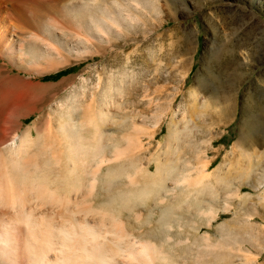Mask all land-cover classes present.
Returning a JSON list of instances; mask_svg holds the SVG:
<instances>
[{
    "label": "rangeland",
    "instance_id": "obj_1",
    "mask_svg": "<svg viewBox=\"0 0 264 264\" xmlns=\"http://www.w3.org/2000/svg\"><path fill=\"white\" fill-rule=\"evenodd\" d=\"M72 1L42 11L41 22L48 27ZM119 2V27L95 30L93 42L70 38L62 58L36 65L0 57L1 78L35 84L27 98L0 99V150L31 128L17 158L64 188L67 141L73 132L95 146L98 115L108 137L85 195L114 212L103 223L124 227L137 254L140 241L154 242L144 252L149 260L134 264H155L157 245L169 253L167 264H264V0ZM203 169L211 184H200ZM15 227L13 264H35L25 227ZM127 249L125 260H135Z\"/></svg>",
    "mask_w": 264,
    "mask_h": 264
},
{
    "label": "bare ground",
    "instance_id": "obj_2",
    "mask_svg": "<svg viewBox=\"0 0 264 264\" xmlns=\"http://www.w3.org/2000/svg\"><path fill=\"white\" fill-rule=\"evenodd\" d=\"M62 1L0 0L1 59L6 60V58H12L17 54L19 57L30 59L36 65L45 60H57L56 58L64 57V49L69 48V43H71L70 38L75 39L77 44L84 43L83 39L93 42L94 37L97 36L95 30L98 31V34L99 32L110 33L114 31L113 24L117 26L121 24L119 0H114V3L104 6L98 2L100 0H92V2H90L91 0H74L70 4H63L62 16L52 14L48 21V23L50 22L49 26L46 27L45 22L42 23L39 18L44 13L42 11L53 10L55 4L57 2L61 4ZM70 32H73L74 36H70L72 34ZM33 50L38 54H34ZM1 66L0 62V69L3 68ZM18 79L21 80L19 75L12 74L11 77L0 80V99L8 100L7 104L12 100L26 97L27 93L33 91L31 89L32 91L28 92L31 84L34 83L29 82V85H24V82L22 83ZM94 117L92 120H97V133L92 141L96 140L95 146H85L80 136L73 132L74 141L70 144L69 140L67 141V145L70 146V158L67 160L69 171L67 179L63 181L64 188L58 189V185L53 186L55 180L51 179L44 170H42V174H38V172L30 174V169L26 170L29 165L25 168V163L23 165L17 158L16 152L19 150L20 153V147H24L32 133L31 128L24 131L25 133L23 132L24 134L19 138L16 135L12 137L9 146L0 150L2 153L9 151V154L5 155L7 157L0 160V260L8 264L14 263L15 250L19 247L17 248V235L14 233L13 227L17 225L25 227L24 233L22 231L24 240L22 238L21 240L25 241V248L29 251V257L31 256L35 260V264H134L135 261L141 262V258L147 257L145 253H148V248L150 249L154 242L145 240L141 244L140 241L138 246H144V248L137 254V247L135 252L131 248L130 238L127 237L130 233H123L124 227L119 225L117 228L118 225L113 226L112 223L108 225V227L110 226L108 228L103 223V221L108 222L109 220L112 222V218L108 217L114 215V212L111 213L104 207H98L97 203L95 205L92 200L96 195L90 197L85 195L88 188H86L87 181L92 175V172L90 174L91 167L102 151V143L108 137V133L99 128L100 118L98 115ZM67 122L69 125V119ZM91 147L96 150L94 153L91 152ZM23 150L22 152H24ZM107 168L110 169L111 166ZM36 169L38 168L36 167ZM95 170L98 169L95 167ZM103 171L102 168L97 174L100 186L104 176ZM106 171L108 172V170ZM94 174L96 175V173ZM95 175L94 178H97ZM202 176L203 178H197L200 184L212 183L211 172L205 174V169H203ZM100 188L97 185L96 192ZM89 199H92V202H89ZM88 203L89 205L83 206ZM100 205L103 206V202H100ZM3 209L7 210L6 215H4ZM115 212L118 211L115 210ZM116 218L118 220L120 217L117 215ZM18 226L14 229L18 230ZM102 226L109 229L107 232L109 234L100 232ZM126 249H130L131 256L136 255L135 260H125L123 254ZM153 249L157 260L155 264H167L169 253L160 250L158 245ZM140 253L143 254L140 255ZM146 260L149 259L146 258Z\"/></svg>",
    "mask_w": 264,
    "mask_h": 264
},
{
    "label": "trees",
    "instance_id": "obj_3",
    "mask_svg": "<svg viewBox=\"0 0 264 264\" xmlns=\"http://www.w3.org/2000/svg\"><path fill=\"white\" fill-rule=\"evenodd\" d=\"M61 72H62V71H61ZM61 72H60V73H58V75H60V74H61ZM58 75H57V76H58Z\"/></svg>",
    "mask_w": 264,
    "mask_h": 264
}]
</instances>
